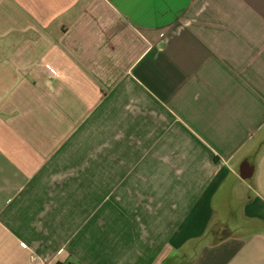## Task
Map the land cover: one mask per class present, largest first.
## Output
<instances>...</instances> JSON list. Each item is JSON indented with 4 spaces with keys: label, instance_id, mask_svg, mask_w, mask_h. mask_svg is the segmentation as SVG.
I'll list each match as a JSON object with an SVG mask.
<instances>
[{
    "label": "crops",
    "instance_id": "0c3cea01",
    "mask_svg": "<svg viewBox=\"0 0 264 264\" xmlns=\"http://www.w3.org/2000/svg\"><path fill=\"white\" fill-rule=\"evenodd\" d=\"M59 261L264 264V0H0V264Z\"/></svg>",
    "mask_w": 264,
    "mask_h": 264
},
{
    "label": "trees",
    "instance_id": "16d2710c",
    "mask_svg": "<svg viewBox=\"0 0 264 264\" xmlns=\"http://www.w3.org/2000/svg\"><path fill=\"white\" fill-rule=\"evenodd\" d=\"M213 230H214V227H213V229H210L209 232H212ZM55 264H72V263L61 262V261H59V262H57V263H55Z\"/></svg>",
    "mask_w": 264,
    "mask_h": 264
}]
</instances>
